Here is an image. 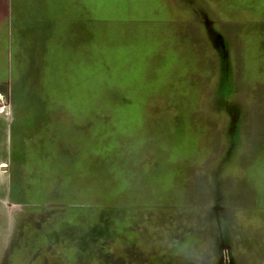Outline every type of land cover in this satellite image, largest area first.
<instances>
[{
    "label": "rangeland",
    "instance_id": "obj_1",
    "mask_svg": "<svg viewBox=\"0 0 264 264\" xmlns=\"http://www.w3.org/2000/svg\"><path fill=\"white\" fill-rule=\"evenodd\" d=\"M8 3L0 264H264V0Z\"/></svg>",
    "mask_w": 264,
    "mask_h": 264
},
{
    "label": "crops",
    "instance_id": "obj_2",
    "mask_svg": "<svg viewBox=\"0 0 264 264\" xmlns=\"http://www.w3.org/2000/svg\"><path fill=\"white\" fill-rule=\"evenodd\" d=\"M9 11L12 13V7L11 6L9 7L8 0H0V23L4 22V21L5 22L8 21V23H7L8 26H7L6 32L9 29V21L11 18V16H9ZM5 55H6V51H5ZM0 115H1V113H0ZM2 128H3V131H2ZM6 128H8L7 120L5 117L0 116V144L3 143L5 145L3 148L0 147V150H4L7 152L9 150V148L11 149L12 147L11 146L8 147V143L10 144L11 136L9 139L8 132H7ZM2 136H4V138H2ZM6 157H7V155H6ZM4 164L6 165V161H2L0 163V165H4Z\"/></svg>",
    "mask_w": 264,
    "mask_h": 264
}]
</instances>
